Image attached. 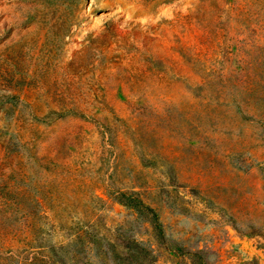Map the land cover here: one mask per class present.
I'll return each instance as SVG.
<instances>
[{
	"label": "rangeland",
	"instance_id": "1",
	"mask_svg": "<svg viewBox=\"0 0 264 264\" xmlns=\"http://www.w3.org/2000/svg\"><path fill=\"white\" fill-rule=\"evenodd\" d=\"M0 264H264V0H0Z\"/></svg>",
	"mask_w": 264,
	"mask_h": 264
},
{
	"label": "trees",
	"instance_id": "2",
	"mask_svg": "<svg viewBox=\"0 0 264 264\" xmlns=\"http://www.w3.org/2000/svg\"><path fill=\"white\" fill-rule=\"evenodd\" d=\"M131 206H133L138 212L144 213L147 216V219L152 223V225H153L154 229L157 231V233L158 234L161 233V230H160L161 225L158 222L157 214L154 212V210L152 208L145 205L140 200H135ZM34 260L37 261V259H34ZM31 263H32V261H31Z\"/></svg>",
	"mask_w": 264,
	"mask_h": 264
}]
</instances>
